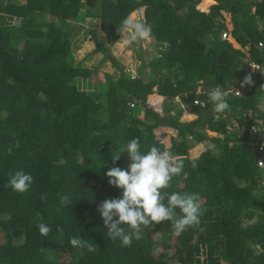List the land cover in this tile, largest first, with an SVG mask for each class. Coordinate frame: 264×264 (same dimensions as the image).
I'll use <instances>...</instances> for the list:
<instances>
[{
    "label": "trees",
    "instance_id": "1",
    "mask_svg": "<svg viewBox=\"0 0 264 264\" xmlns=\"http://www.w3.org/2000/svg\"><path fill=\"white\" fill-rule=\"evenodd\" d=\"M132 14L156 48L142 57L139 42L133 76L110 51ZM86 41L102 54L89 66L76 55ZM106 59L114 71L92 79ZM251 63L264 70V0H0V264H264V126H249L264 117V75ZM247 74L253 85L214 112L208 92ZM133 138L183 162L163 191L198 193L204 210L179 235L168 221L142 226L124 247L97 206L122 195L105 173L128 167L127 151L115 164L111 155ZM18 170L33 177L24 193L6 186ZM71 237L98 247H73Z\"/></svg>",
    "mask_w": 264,
    "mask_h": 264
},
{
    "label": "clouds",
    "instance_id": "2",
    "mask_svg": "<svg viewBox=\"0 0 264 264\" xmlns=\"http://www.w3.org/2000/svg\"><path fill=\"white\" fill-rule=\"evenodd\" d=\"M20 23L21 21L18 19L14 21L16 26H20ZM116 30L121 35L119 41H123L125 45L133 42L139 43L151 38V27L142 20L133 19L131 16L123 19ZM224 32L228 35L224 38L232 44L231 40L235 41V39L227 30ZM257 69L264 75V70H261L260 66ZM253 83L252 75L247 74L241 81L240 87L247 86L246 88H248ZM235 87L223 90V87L216 85L208 92L214 112L223 113L229 109L226 96L227 93L235 96L230 91ZM259 89L264 90V84H261ZM236 93L241 94L239 91ZM262 101L264 103V99ZM252 131L253 133L256 132L257 128H253ZM15 147H20L19 141L15 142ZM11 151L12 148L9 147L8 152L11 153ZM124 151H127L130 159L128 167L126 169L112 167L105 173L109 185L122 190V195L118 198H107L97 206V211L100 213L104 227L107 229V236L110 239L119 238L121 246L129 247L134 238L139 239V233L143 229L155 224L171 222L175 234L179 235L187 228L199 223L204 209L198 193L181 194L163 191L171 186L173 177L182 173V161L178 160L170 151H161L154 145L149 146L147 151H141L139 138H133L121 149L119 154L111 155L113 164L120 159L121 153ZM196 166L195 161H193L192 167L195 168ZM32 182V175L18 170L11 175L6 186L11 187L14 192L24 193L29 190ZM69 201L68 195L60 194L61 205H66ZM36 219L39 233L42 236H47L51 229L41 222L43 218L39 213L36 214ZM69 243L73 247H86L89 252H95L98 247L77 237H71Z\"/></svg>",
    "mask_w": 264,
    "mask_h": 264
},
{
    "label": "rangeland",
    "instance_id": "3",
    "mask_svg": "<svg viewBox=\"0 0 264 264\" xmlns=\"http://www.w3.org/2000/svg\"><path fill=\"white\" fill-rule=\"evenodd\" d=\"M209 2L204 1L201 3V8H206ZM207 10V9H206ZM133 19L135 18V15H131ZM88 21L90 20L89 18L87 19ZM121 38V36H120ZM232 46L235 48L240 49L241 51L243 48L240 47L238 43L235 41L231 40ZM142 49H145L142 57L148 58L150 55H153L156 53V48H155V42L151 40L146 41H141L140 42ZM94 48V43L93 41H86L81 45V48L77 51L76 55L79 58H85L86 55H88L84 59L85 65L89 66L91 64H96L97 61L102 57V54L100 52H92ZM139 49V43L133 42L129 45H125L123 41L116 42L112 46H110V51L113 53L114 57L119 59L120 64L124 66L125 71H130L132 70L134 72V75L138 74L137 67L140 66V57L137 55ZM244 57H247L246 55ZM147 70V69H145ZM114 68L112 67L111 63L109 60H101L99 63V69L96 71L92 72V79L97 80L98 76L100 75V72H113ZM133 76V73L132 75ZM201 85L200 81L197 82V89H199V86ZM176 100V99H175ZM138 116L143 117V112L142 110L138 114ZM212 134V133H209ZM203 258V255L200 256ZM175 264V263H172Z\"/></svg>",
    "mask_w": 264,
    "mask_h": 264
},
{
    "label": "built area",
    "instance_id": "4",
    "mask_svg": "<svg viewBox=\"0 0 264 264\" xmlns=\"http://www.w3.org/2000/svg\"><path fill=\"white\" fill-rule=\"evenodd\" d=\"M227 33L224 32L222 33V37H227ZM259 45L261 46L262 45V42L259 43ZM251 73L254 75L258 72V69L259 68V65H256V64H251ZM257 69V70H256ZM134 75V74H133ZM240 83L241 81L236 85V87L230 91H232L233 95L235 96H240V95H243L245 93V89L247 86H245L244 88H241L240 87ZM236 91H239L241 94H237ZM264 126V119H254L251 123H250V129L252 131L253 128H257V131L254 132V133H258L260 131V129ZM253 132V131H252ZM264 149V141H262L259 145H258V150L260 152H262ZM257 166L259 168H261L262 170V174L264 175V159L260 158L257 160ZM264 183V181H263Z\"/></svg>",
    "mask_w": 264,
    "mask_h": 264
},
{
    "label": "crops",
    "instance_id": "5",
    "mask_svg": "<svg viewBox=\"0 0 264 264\" xmlns=\"http://www.w3.org/2000/svg\"><path fill=\"white\" fill-rule=\"evenodd\" d=\"M209 133H212L211 135H215V133H214V132L208 131V134H209Z\"/></svg>",
    "mask_w": 264,
    "mask_h": 264
}]
</instances>
